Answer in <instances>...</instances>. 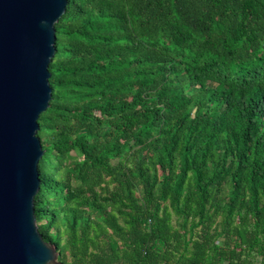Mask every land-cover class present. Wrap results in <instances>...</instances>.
Listing matches in <instances>:
<instances>
[{
	"label": "trees",
	"instance_id": "1",
	"mask_svg": "<svg viewBox=\"0 0 264 264\" xmlns=\"http://www.w3.org/2000/svg\"><path fill=\"white\" fill-rule=\"evenodd\" d=\"M36 216L63 264H264V0H69Z\"/></svg>",
	"mask_w": 264,
	"mask_h": 264
},
{
	"label": "water",
	"instance_id": "2",
	"mask_svg": "<svg viewBox=\"0 0 264 264\" xmlns=\"http://www.w3.org/2000/svg\"><path fill=\"white\" fill-rule=\"evenodd\" d=\"M69 0H0V264H63L38 226L45 151L39 117L53 89L56 24Z\"/></svg>",
	"mask_w": 264,
	"mask_h": 264
}]
</instances>
